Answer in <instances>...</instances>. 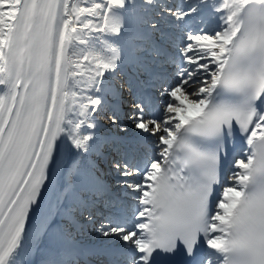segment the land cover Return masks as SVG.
Wrapping results in <instances>:
<instances>
[{"label": "snow or ice", "instance_id": "1", "mask_svg": "<svg viewBox=\"0 0 264 264\" xmlns=\"http://www.w3.org/2000/svg\"><path fill=\"white\" fill-rule=\"evenodd\" d=\"M0 264H264V0H0Z\"/></svg>", "mask_w": 264, "mask_h": 264}, {"label": "rangeland", "instance_id": "2", "mask_svg": "<svg viewBox=\"0 0 264 264\" xmlns=\"http://www.w3.org/2000/svg\"><path fill=\"white\" fill-rule=\"evenodd\" d=\"M101 122H103L102 124H107L106 123V120H102ZM85 232L86 233H83V234H85L86 236H85V238L86 239H88V240H90V242H95V243H98V241L95 239V233L92 231V228H91V226H87L86 228H85Z\"/></svg>", "mask_w": 264, "mask_h": 264}]
</instances>
